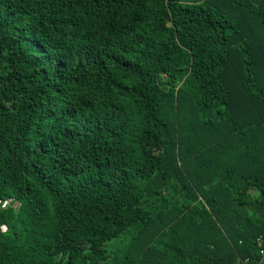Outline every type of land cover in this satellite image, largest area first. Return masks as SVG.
<instances>
[{"label": "trees", "instance_id": "1", "mask_svg": "<svg viewBox=\"0 0 264 264\" xmlns=\"http://www.w3.org/2000/svg\"><path fill=\"white\" fill-rule=\"evenodd\" d=\"M0 264H264V0H0Z\"/></svg>", "mask_w": 264, "mask_h": 264}]
</instances>
